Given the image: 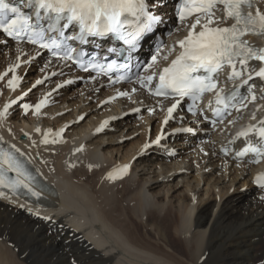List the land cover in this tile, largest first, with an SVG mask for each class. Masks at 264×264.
Returning a JSON list of instances; mask_svg holds the SVG:
<instances>
[{
    "label": "bare ground",
    "instance_id": "6f19581e",
    "mask_svg": "<svg viewBox=\"0 0 264 264\" xmlns=\"http://www.w3.org/2000/svg\"><path fill=\"white\" fill-rule=\"evenodd\" d=\"M16 58L17 53L10 55L5 64ZM42 71L39 68L32 80ZM30 78L25 76L20 89L9 87L0 98V111L8 97L30 86ZM93 90L82 87L68 95L64 91V96L53 99L59 105L40 111L43 120L36 112L19 114L17 106L6 119L0 118V140L27 155L58 189V196H49L44 206L6 192L0 195V264H264V189L227 196L235 182L250 185L260 170V165L237 164L220 155L222 145L234 142L232 128L215 132L213 145L201 142L205 135L198 131L188 134V142L199 144L192 155L176 158L167 150L144 146V138L149 129H157L161 115L145 113L135 127L142 129V141L140 137L125 144L124 153L116 156L106 143L134 133L126 131L130 115L109 126L103 125L104 120L143 104V98L108 105L97 114L95 104L87 101H101L103 95ZM44 91H33L31 98ZM66 109V114L57 115ZM86 111L87 117L68 129L64 142L56 138L55 143H44L46 130L59 129ZM16 113L20 118H14ZM175 125L197 124L181 118ZM113 130L119 132L112 134ZM25 133L30 135L28 140H21L20 134ZM179 143L175 137L166 141L168 146ZM199 148L208 155L198 157ZM217 161H223V167ZM124 164L130 165L126 177L108 178ZM227 176L232 178L224 182ZM174 179L176 183L155 190L160 182ZM202 182L203 189L199 188ZM180 183L183 193L173 195V187Z\"/></svg>",
    "mask_w": 264,
    "mask_h": 264
},
{
    "label": "snow or ice",
    "instance_id": "6c2138e0",
    "mask_svg": "<svg viewBox=\"0 0 264 264\" xmlns=\"http://www.w3.org/2000/svg\"><path fill=\"white\" fill-rule=\"evenodd\" d=\"M151 3L159 7V0H151ZM217 5H223L226 12L225 19H233L235 21L233 24L225 27L213 26L216 24L214 9ZM245 5L251 8L253 0H184L178 11L180 21L184 22L193 15L196 19L189 25L187 35L176 41L175 45L168 50L171 55L178 46L179 52L167 66L160 68L158 67V49L157 54L151 57L152 63L147 66L148 69L155 68L156 70L147 76L137 77L138 82L154 95L165 99L179 98L167 108V116L163 121L165 125L173 117V113L182 100L191 98L193 102L189 109L191 111L195 108L196 101L202 100L206 93H214L215 103L218 106L215 111L217 115H221L222 110L219 106L227 108L229 100L234 101L236 95L233 93L229 97L227 94H221L222 89L217 91L219 73L225 67H230L232 69L231 78L235 79L243 75L242 71L237 70V63L246 67L250 59L264 62V49L256 50L243 39L250 32L264 34V12L259 8L255 13L244 12ZM148 7L149 0H21L18 5L10 4L7 0H0V30L8 37L17 40H23L26 36L32 44H39L41 48L50 50L53 57L74 61L85 71L92 68L98 74L108 75L119 69H127L128 65L118 64L116 60L106 64L97 62L85 65L81 60L84 53H78L76 48L67 44V41L87 43L86 37L88 36L106 37L112 34L124 43L135 46L144 34L151 31L153 23L161 21V17L148 11ZM25 8L34 9V13L29 14L24 10ZM42 11L44 15L41 14ZM33 16L35 23L32 22ZM129 17L134 19H129ZM140 17H144L143 23H140ZM45 18L51 21L48 24V31L59 33V37L46 36V30L41 24ZM62 20L66 23L61 27ZM73 24L79 26V32L66 37L63 29ZM198 26L199 31H197ZM109 51L115 52L116 49L111 48ZM163 60L167 61L168 56H164ZM201 72L203 74H200ZM255 74L264 78V68ZM126 79H128L127 75L118 77L120 81ZM250 79H252L251 74L247 80H243V84H247ZM17 80V77L9 80V87L15 89ZM153 81L156 82L155 85ZM119 95L127 96L128 93L120 92ZM255 98L253 95L252 99L255 100ZM11 103L5 105L0 111V118L7 117ZM44 103L45 101H41L40 104L35 105L37 113ZM209 103L211 105L212 102ZM31 107L28 104L23 105L26 112ZM149 111L154 112L155 109H149ZM203 119L207 120L208 117L204 116ZM100 130L97 129V131ZM190 130L177 129V131ZM37 131L40 130L37 129ZM250 131H252L251 127L239 135L247 136ZM258 134L264 140V127L259 129ZM48 142V134H45L44 143ZM159 142L160 137L153 141V143ZM148 146L150 145H146ZM12 147L15 148V145ZM224 151L227 152V149ZM18 152L19 149L12 152L0 147V188L10 189L13 193L27 189L33 196L39 198L42 193L33 187L35 178L18 159L16 155ZM249 152L255 153L258 157H264V150L252 144H248L237 155L244 157ZM129 167V165H123L114 169L108 174V178L113 180L121 178L127 174ZM8 172L15 173V177L9 178L6 175ZM256 182L264 185V174H259ZM0 195H5V193L0 192ZM45 219L51 220V217H45Z\"/></svg>",
    "mask_w": 264,
    "mask_h": 264
},
{
    "label": "rangeland",
    "instance_id": "374dc122",
    "mask_svg": "<svg viewBox=\"0 0 264 264\" xmlns=\"http://www.w3.org/2000/svg\"><path fill=\"white\" fill-rule=\"evenodd\" d=\"M5 57H6V52H5V49L4 48H0V63L3 61L2 59H5ZM1 66V65H0ZM3 66V65H2ZM1 68H3V67H0V69ZM75 88H77L76 86H73V88H71L70 90H69V92H67V94L66 95H68V94H71V93H73L74 91H76L77 89H75ZM74 89V90H73ZM2 92H0V97H2V94H1ZM65 95V94H64ZM63 95V96H64ZM93 104V103H92ZM56 104H54L53 106L54 107H56L57 105H59V104H57L56 106H55ZM53 108V107H52ZM51 109V108H50ZM17 114V113H16ZM60 116H62V115H60ZM16 117H18V118H20V115L19 114H17L14 118H16ZM133 120H135V119H130L129 120V127H127V129H126V131H129V132H133L134 131V133L133 134H131L129 137L128 136H126V137H123V138H121L119 141H115V142H110L109 144L108 143H106V145L107 146H105V147H108V149H110V150H112L113 152H114V154L116 155V156H119V155H121L122 153H124V151H125V148L127 147V145H125V144H130L132 141H136V140H139L140 139V135H142V132L140 133V132H137V131H139V130H137L136 131V128L139 126V124H137L135 121H133ZM135 124V125H134ZM136 127V128H135ZM131 130H133V131H131ZM136 131V132H135ZM118 133L119 131H117V130H113L112 131V134H114V133ZM22 135V134H21ZM28 137H26V139H27ZM141 141H142V137H141V139H140ZM137 142V141H136ZM211 141H208V140H206L205 141V143H207V144H209ZM111 143H113V144H111ZM122 146V147H121ZM187 146H188V144H187ZM119 152V153H118ZM200 154H203V152L200 150ZM193 154V152L191 151V149H187L186 148V145L184 144L183 146H180V145H178L177 146V152H176V158H178V157H180V156H186V155H192ZM217 164H218V166H220V167H222L223 166V163L221 162V161H218L217 162ZM207 171H205V173H206ZM189 175H191V174H189ZM230 178H232V177H226L225 179H223L224 180V182L225 181H229L230 180ZM177 179V178H176ZM176 179H174V180H170L169 182H167L166 180L164 181V182H160V184H159V186L155 189V190H159V189H162V188H166V186H167V184H172V183H176L177 181H176ZM181 183H183V182H181ZM177 184V186L176 187H173V189H172V191H171V193H173V195H179L180 194V192H181V194L183 193L181 190L183 189V187H182V184ZM122 186V185H121ZM203 186V187H202ZM234 189H232L231 190V192L229 193V194H231V195H227V196H232V195H235V194H239V193H242V192H245V193H251L252 191L254 192L255 190H254V187H253V185H249V184H246L245 186H241L240 185V183H234ZM205 186H204V182H202L201 184H200V186H199V188H204ZM240 187V188H239ZM237 188V189H236ZM253 188V189H252ZM176 189V190H175ZM243 189V190H242ZM242 190V191H241ZM174 191V192H173ZM202 191V190H201ZM239 192V193H238ZM161 193H164L163 191H161ZM171 193H170V195H171ZM203 193V192H202ZM200 194H201V192H200ZM203 195V194H202ZM163 198L165 197V196H162ZM180 197H181V195H180ZM214 198V197H213ZM216 199H218L217 197H215ZM141 225H146V222H141L140 223ZM66 226H68L69 227V225L68 224H65ZM150 228V227H149ZM142 232V231H141ZM143 233V232H142ZM156 238V236L155 237H152L151 239L152 240H154ZM260 261V260H259Z\"/></svg>",
    "mask_w": 264,
    "mask_h": 264
}]
</instances>
